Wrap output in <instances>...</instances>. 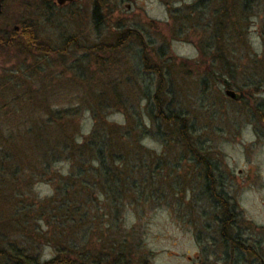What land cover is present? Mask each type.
Returning <instances> with one entry per match:
<instances>
[{"label": "rangeland", "instance_id": "374dc122", "mask_svg": "<svg viewBox=\"0 0 264 264\" xmlns=\"http://www.w3.org/2000/svg\"><path fill=\"white\" fill-rule=\"evenodd\" d=\"M130 1L129 10L122 5L111 9V17L116 19L102 27H95L91 0H76L74 5L62 8L44 0H28L25 6L15 1L13 7L14 21L29 24L42 46L76 40L67 46L64 58L51 54L37 65L45 70L41 78L48 83L47 90L54 89L59 95L53 107L77 110L59 123L64 133L81 142L91 133L95 117L107 124L123 125L126 114L144 130L143 135L137 132L138 139L112 136L130 157L125 165L130 180L124 185L119 178L105 184L94 172L96 165H82L86 159H78L73 171H86L73 176L72 191L76 193L70 192L69 198L77 200L85 214V242L98 248L102 241L120 236L147 256L146 264H264V122L259 119L264 115V94L257 91L250 96L255 86L264 87V0H249V10L237 13L238 19L247 17L248 21L228 27L215 24L212 17L218 3L211 0ZM125 29L138 30L144 45L155 49L156 56L151 55L152 61L148 58L149 66L155 60L174 64V73L167 76L169 91L162 98L167 113L185 119L189 150L175 140L166 141V128L157 127L153 96L159 77L144 71L138 42L125 43L117 54L120 61L113 67L109 63L103 67L106 72L101 81L107 82L109 77L119 80L116 83L122 102L115 104L108 98L93 115L90 94L95 90L89 77L97 72V66L95 52L85 50L94 48L103 36ZM216 53L222 56L214 60ZM19 59L0 47V83L22 63ZM182 63L192 71H180ZM35 64L29 59L24 66L32 69ZM111 69L109 76L107 71ZM208 69L216 76L223 73L231 89L241 95L238 102L224 94ZM127 71L132 77L125 76L123 80L129 79L122 81L120 76ZM79 74L84 80L78 79ZM256 109L263 113L257 115ZM5 117L7 109L0 114V118ZM154 160L160 163L159 169H155ZM67 167L63 160L56 162L50 175L55 178L59 171L65 177L70 171ZM208 174L217 182L205 181ZM48 180H36L31 190H24L17 185L13 188L6 178L0 187V200L8 202L18 197L16 189H23L27 202L49 198L55 193L53 181ZM84 182L90 185L85 193L81 192ZM213 190L225 197L232 217L224 216ZM1 203L5 220L8 204ZM37 206L32 204L33 208ZM230 217L233 222L227 235L241 242L240 249H233V243L222 235V222ZM41 225L46 238L59 234ZM64 230L68 234L70 225ZM49 242L44 239L41 244L45 246L37 247L43 259L53 253L50 244H45ZM254 251L263 261L254 256Z\"/></svg>", "mask_w": 264, "mask_h": 264}, {"label": "trees", "instance_id": "16d2710c", "mask_svg": "<svg viewBox=\"0 0 264 264\" xmlns=\"http://www.w3.org/2000/svg\"><path fill=\"white\" fill-rule=\"evenodd\" d=\"M241 1L238 2L241 4ZM100 3L98 0L92 10L95 27H102L116 19L111 17L113 11L103 10ZM216 14L212 17L215 22L218 19ZM221 27L228 26L221 25ZM130 40L138 42L142 47L141 64L143 63L144 71H152L159 77L158 86L153 96V102L158 111L157 127L164 126L166 128L164 129V132L168 133L165 137L166 141L175 140V143L182 146L181 148L187 147L186 149L189 150L191 145L185 119L176 113H167L162 98L169 91L167 76L170 77L174 73V64L168 62L165 65L157 63L155 60L154 64L149 66L147 63L156 56L155 49L151 46V49H148L144 45L141 34L136 29H125L118 34L111 33L103 36L94 48H86L85 51L89 53L95 52L97 66V72L91 73L89 77L94 84L93 87L91 86L92 90H95L90 94L94 102V106L91 108L93 115L104 107L108 98L115 104L122 102L121 92L118 90L120 88L116 83L119 80L109 77L107 82H102L101 79L106 72L103 67L106 63H109L111 67L115 66L120 61L118 52ZM75 43V38H69L58 46H42L30 26L29 33L24 39H18L3 46L8 53L11 52L14 55V59H22V65L13 67L14 70H11L10 78L4 74L6 79L0 83V114H3L7 109L8 116L0 118V187L7 178L8 183L14 185L13 188L17 185V188L22 186L24 190H31L36 180L47 181L49 179L48 181H53L55 194L49 198L42 200L34 198V202H27L23 189H16L20 194L18 197L11 198L8 202L4 198L0 200V264H146L149 261L146 255L139 252L138 247L133 248L134 246H131L126 239L120 236L106 242L102 241L98 248L89 247L88 241L85 242L86 230L83 226L86 221L81 204H78L77 200L69 198V193H73L72 189L75 185L72 183L73 176L84 175L83 173L86 171L85 169L82 170L83 173L81 170L73 171L80 158L86 159V163H81L82 165L97 166L94 172L96 175H100L101 181H104L105 184L108 181L116 182L117 178H119L118 182H122L123 185L128 183L130 180L127 173L129 168L125 165L128 164L127 161L130 157L122 152L123 147L113 141L112 136L124 138H133L132 136H134L135 139H138L137 132H141L142 135L144 133L140 124L131 122V116L126 113V123L123 125L107 124L94 116L97 121L88 137L81 142H78L70 134L64 133L59 123L64 120L65 116L71 117L69 114L75 113L77 110L74 107H70L68 110L64 108L58 110L53 107V102L59 99V95H56L54 89L47 90L48 83H44L41 78V74L43 75L45 70L37 65L42 64L40 60H45V57L51 54L56 55L57 58H64L67 46H72ZM220 56L222 55L216 53L213 58L214 60L219 59ZM29 59L36 63L32 69H27L24 66L25 61ZM178 67L182 72L192 71L190 66L186 67L184 63L179 64ZM112 71V69L107 71L109 76ZM211 72L208 69V73L214 74ZM17 73L20 74L13 75ZM129 73L127 71L126 74H121L122 81L129 79L123 80L125 76L132 77L128 75ZM50 75L53 76V72ZM79 75L83 77L82 74ZM79 75H77L78 79L84 80V77L81 78ZM214 75L216 76V72ZM219 76H216L217 80L221 81ZM105 83L107 84L105 85ZM257 91L259 88L255 86L250 92V96ZM54 97L56 100H53ZM255 113L260 115L262 111L256 109ZM263 118L264 115L259 116L262 123L264 122ZM162 127L159 128V131L162 130ZM138 151L139 144L136 149V152ZM62 160L67 162V168H70L69 174L64 177L58 171L55 173L56 177L53 178V175H50L53 173L52 167L56 162ZM153 165H155V169L160 167V163L155 160ZM59 178L62 181H59ZM82 185L85 188H82L81 192L85 193L86 188H89L90 185L87 182ZM75 193L74 191L73 194L75 195ZM213 196L219 201L224 216L226 214L232 217L233 214L228 212L225 197L221 192L213 190ZM1 202L8 204L5 220L2 219ZM32 204L38 205L37 208H33ZM231 217L222 222L224 229L222 235L233 243L230 245L233 249H240L241 242L232 238L231 235H227V229L233 222ZM42 223L46 225V229L49 227L53 230L56 229L59 234L53 235V238H46L47 232L41 225ZM66 225H70L71 228L68 234L64 230ZM44 239L46 242L50 241L45 244H50L53 249V253L48 259H43L37 249L39 246H45L41 244ZM244 249L249 251V248ZM254 256L262 260L255 251Z\"/></svg>", "mask_w": 264, "mask_h": 264}, {"label": "flooded vegetation", "instance_id": "af4514ba", "mask_svg": "<svg viewBox=\"0 0 264 264\" xmlns=\"http://www.w3.org/2000/svg\"><path fill=\"white\" fill-rule=\"evenodd\" d=\"M17 2L21 6H25L28 3V0H0V47H3L4 45H7L8 43H11L12 41L18 40V39H24L27 34L29 33V27L30 25L27 24L26 22L22 21H14V12H13V7L14 2ZM91 4V9H94L95 3L98 2V0H95ZM101 3V8L103 10H111V9H116L120 5H122L124 10H129L131 6V1L130 0H114L112 3L110 0H99ZM216 3H218V8H217V13L218 16L217 21L215 24L217 25H222V26H233L237 23H246L248 21V18H243L238 19L237 18V13H238V7H239V0H214ZM241 1V0H240ZM247 1V2H246ZM46 3H50L58 8H62L67 5H74L76 0H65L64 3L59 4L57 0H44ZM246 2V3H245ZM249 0H245L244 2L241 1V6L240 9H243L244 11L249 10L248 6ZM17 4V5H18ZM99 5V4H98ZM246 21V22H245ZM1 26L3 28H1ZM4 48V47H3ZM229 71V70H228ZM230 74V73H228ZM221 81L219 83L221 84L222 88L224 89V94L226 95V91H232L231 85L229 84L227 78H223L224 75L223 73L219 74ZM222 75V76H221ZM226 75V73H225ZM230 87V88H229ZM263 88H259L258 92L263 93ZM236 95V98H230L227 96L230 100L234 102H238L240 100L241 95L239 93L234 92ZM264 94V93H263ZM263 113V112H262ZM195 157V156H193ZM212 170V169H211ZM205 181L207 182H212L215 181L217 182L212 176L209 174L205 176Z\"/></svg>", "mask_w": 264, "mask_h": 264}, {"label": "water", "instance_id": "95a60500", "mask_svg": "<svg viewBox=\"0 0 264 264\" xmlns=\"http://www.w3.org/2000/svg\"><path fill=\"white\" fill-rule=\"evenodd\" d=\"M64 1H65V0H57V2H58L59 4L64 3ZM263 93H264V89H263ZM226 95L229 96L230 98H236L235 93L232 92V91H226Z\"/></svg>", "mask_w": 264, "mask_h": 264}]
</instances>
